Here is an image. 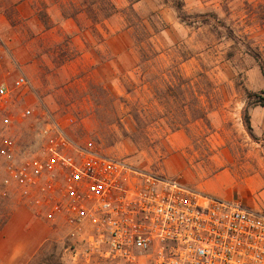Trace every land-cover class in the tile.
<instances>
[{
  "label": "rangeland",
  "instance_id": "374dc122",
  "mask_svg": "<svg viewBox=\"0 0 264 264\" xmlns=\"http://www.w3.org/2000/svg\"><path fill=\"white\" fill-rule=\"evenodd\" d=\"M109 1L114 15L97 29L79 31L54 0H31L30 9L21 11L30 18L17 25L16 0H0V86L7 91L0 98V207L5 203L10 213L0 234V264H124L68 240L64 228L17 202L14 184L4 186L10 159L2 155L4 142L14 161L36 151L43 115L86 149L264 213V106L252 105L263 96L264 79L244 47L228 35L233 30L243 40L257 28L247 4L255 8L261 0ZM39 12L51 25L44 37ZM199 15L209 22L201 24ZM139 21L150 34V26L156 28L149 42L157 57L143 85L134 69L133 31L125 30L137 28ZM175 71L184 78L206 74L209 85L204 82L200 90L207 96L201 100L207 121H193L190 86L175 90V98L168 95L166 81ZM19 76L29 80L28 91L14 88ZM136 103L148 139L136 135ZM28 108L34 117L23 119ZM4 118L11 121L7 127ZM171 120L183 127L170 132Z\"/></svg>",
  "mask_w": 264,
  "mask_h": 264
},
{
  "label": "built area",
  "instance_id": "2783aa9c",
  "mask_svg": "<svg viewBox=\"0 0 264 264\" xmlns=\"http://www.w3.org/2000/svg\"><path fill=\"white\" fill-rule=\"evenodd\" d=\"M14 88L31 84L19 76ZM30 117L28 108L22 118ZM39 119L36 151L14 161L4 142L3 184L68 240L124 264H264V213L86 149L50 116Z\"/></svg>",
  "mask_w": 264,
  "mask_h": 264
},
{
  "label": "trees",
  "instance_id": "16d2710c",
  "mask_svg": "<svg viewBox=\"0 0 264 264\" xmlns=\"http://www.w3.org/2000/svg\"><path fill=\"white\" fill-rule=\"evenodd\" d=\"M67 1L68 0H54V3L58 4L62 8V13L66 19L75 21L79 31H85L88 27H91L90 25H92L94 29H97L99 25H102V23L111 18V16L115 13V9L109 0H80L78 3L74 0H69L68 4L70 6L71 12L69 9L67 10L68 12L66 11L65 3ZM31 4V0H16V12L17 16L20 17V20L16 22V25L17 23H19V21L21 22V19L25 20L24 18H30V15L22 16L24 13L21 11L25 12V10L30 9ZM174 5L176 9H180L181 7V4L179 2H176ZM247 7L250 14L251 11H253L252 14L257 21V28L252 30V32H247V35H245L243 38L244 41L237 39L233 34V30H228V35L232 39L238 41L241 46L244 47L246 53L256 62L264 79V0H261L255 8L249 4H247ZM38 17L40 23L43 26L42 32H44V34H42L41 36L44 37L45 33H47L51 29V25L48 26V18L46 14L41 15L39 12ZM205 17H207V15L198 16V18L202 19L200 21L203 25L209 22V20ZM150 28L153 34L156 33V28H154V26H150ZM125 30H127V32L129 30L133 31V43L138 54V62L134 65V69H138L140 71L139 80L143 85V79L145 78V76L149 75V71L147 68L152 65L151 61L157 57V54L152 52V44L149 42L153 34H150V30H148L146 24H142L140 21L137 28H133L132 25H129ZM207 80L208 78L204 73L197 74L195 77L184 78V76L180 75L179 72L177 73L175 71L174 74H170V80L166 81L168 84L167 93H169L168 95H170V97L172 98L176 97L175 90H180L183 85L191 87L193 104L196 106V109L193 111V121L196 123L207 121L208 111L204 108V106H202L203 103L201 101L203 97L207 98V96H205L202 90H200L202 89L200 88L201 85L204 84V82L206 83ZM193 82L194 84H192ZM206 85H209L208 82L206 83ZM153 91L157 96V94L159 93L158 88L153 87ZM252 105L262 107L264 106V91L263 96H259V100L253 102ZM132 110V121L135 125L136 135H140L139 137L148 139V134L145 133V119L141 114V105L139 103H136L133 106ZM246 124L247 128L250 129L248 119L246 121ZM167 126L170 132H175L180 130V128L183 127V124H181V122L179 121L171 120ZM9 218L10 213L8 212L6 204L4 203V205L0 207V234L8 223Z\"/></svg>",
  "mask_w": 264,
  "mask_h": 264
},
{
  "label": "crops",
  "instance_id": "0c3cea01",
  "mask_svg": "<svg viewBox=\"0 0 264 264\" xmlns=\"http://www.w3.org/2000/svg\"><path fill=\"white\" fill-rule=\"evenodd\" d=\"M68 21H71V19H67ZM5 235V234H4ZM2 236V235H1ZM2 238H3V236H2ZM2 240V239H1Z\"/></svg>",
  "mask_w": 264,
  "mask_h": 264
}]
</instances>
